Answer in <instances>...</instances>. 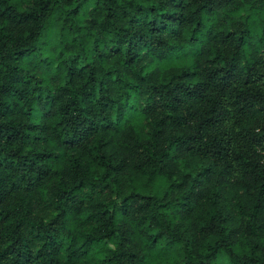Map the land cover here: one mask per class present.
<instances>
[{
  "label": "trees",
  "instance_id": "obj_1",
  "mask_svg": "<svg viewBox=\"0 0 264 264\" xmlns=\"http://www.w3.org/2000/svg\"><path fill=\"white\" fill-rule=\"evenodd\" d=\"M0 264H264V0H0Z\"/></svg>",
  "mask_w": 264,
  "mask_h": 264
},
{
  "label": "rangeland",
  "instance_id": "obj_2",
  "mask_svg": "<svg viewBox=\"0 0 264 264\" xmlns=\"http://www.w3.org/2000/svg\"><path fill=\"white\" fill-rule=\"evenodd\" d=\"M49 44V43H48ZM46 55V54H45Z\"/></svg>",
  "mask_w": 264,
  "mask_h": 264
}]
</instances>
